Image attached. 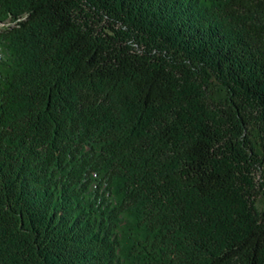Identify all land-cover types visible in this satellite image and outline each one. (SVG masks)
Returning <instances> with one entry per match:
<instances>
[{
    "label": "trees",
    "instance_id": "trees-1",
    "mask_svg": "<svg viewBox=\"0 0 264 264\" xmlns=\"http://www.w3.org/2000/svg\"><path fill=\"white\" fill-rule=\"evenodd\" d=\"M261 168L264 0H0V264H264Z\"/></svg>",
    "mask_w": 264,
    "mask_h": 264
},
{
    "label": "rangeland",
    "instance_id": "rangeland-1",
    "mask_svg": "<svg viewBox=\"0 0 264 264\" xmlns=\"http://www.w3.org/2000/svg\"><path fill=\"white\" fill-rule=\"evenodd\" d=\"M1 25H5V24L2 23ZM257 180L262 186V183H264V168L263 169L261 168V170L258 172ZM256 204L260 210L264 211V189L262 191V187H261V193L256 197Z\"/></svg>",
    "mask_w": 264,
    "mask_h": 264
}]
</instances>
